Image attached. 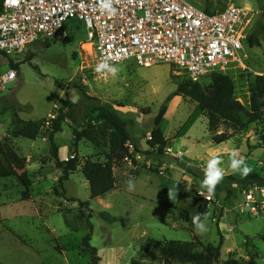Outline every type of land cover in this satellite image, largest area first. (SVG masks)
I'll return each instance as SVG.
<instances>
[{"label": "rangeland", "instance_id": "obj_1", "mask_svg": "<svg viewBox=\"0 0 264 264\" xmlns=\"http://www.w3.org/2000/svg\"><path fill=\"white\" fill-rule=\"evenodd\" d=\"M194 3L201 9L212 5L222 10L234 5L252 12L254 19L249 34H256L260 45L251 47L247 42L243 59L246 68L240 63L224 72L234 82L238 101L251 112L250 84L255 76L264 75L261 29L264 0H195ZM65 32V36L60 34L52 41L40 39L20 55L0 54V77L12 69L10 60L18 66L14 69L17 79L0 92V133L9 129L13 135L22 122L40 121L56 114L67 92L75 104L71 114L77 122L72 118L66 120L63 130L55 136V144L61 160L71 159L75 154L73 131L82 124L87 110L81 96L82 86L88 88V95L112 105L127 120L129 133L140 143V152L129 147V161L115 164L117 190L91 200L81 167L60 186L61 173L49 160L48 139L38 140L41 155L38 166L27 159L31 141L19 138L20 159L14 163V170L17 174L28 172L32 180L31 196L23 200L26 188L17 176L6 175L7 164L0 156V264H89L91 254L77 245L90 234V223L91 245L98 250L99 264H164L159 243L199 240L218 244V227L225 240L217 264H225L227 260L247 264L251 256L258 264H264L261 239L264 213L245 217L241 214L246 207L244 197L237 185L232 186L234 193L230 199L225 194L209 197L201 182L180 167L184 163L204 174L207 160L220 157L225 175L241 177L230 168V153L238 150L252 170L264 178V149L259 147V132L264 129V98L259 100L260 122L251 124L245 131H236L230 123H223L219 133L233 137L226 143L215 144L209 133L208 118L198 105L187 97L174 96L177 84L187 79L184 72L168 64L145 68L128 60L115 65L119 69L115 77L98 74L94 70L97 59L87 29L73 21L67 24ZM57 82L63 84L64 91ZM202 83L208 85L209 80ZM164 105L167 113L162 129L167 139L164 152L167 157L150 153L147 145L155 128L154 120ZM242 119L247 120L244 115ZM42 136L46 137L45 130ZM99 142V146L85 140L79 143L77 155L81 166L87 159L107 161L110 152L107 136H100ZM123 163H128L125 167L130 171L129 179L135 182L134 191H128L127 182L122 179ZM198 196L209 200L206 214L201 215L208 229L203 234H197L192 224L193 215L198 213L195 202ZM71 199L89 202L90 206L82 208ZM181 210L190 211L189 223L180 219ZM102 213L116 220L107 222L101 218Z\"/></svg>", "mask_w": 264, "mask_h": 264}, {"label": "built area", "instance_id": "obj_2", "mask_svg": "<svg viewBox=\"0 0 264 264\" xmlns=\"http://www.w3.org/2000/svg\"><path fill=\"white\" fill-rule=\"evenodd\" d=\"M194 1L113 0L117 14L110 16L101 9L100 0H3L0 52L7 57L20 55L40 39L65 36L67 24L77 21L89 33L97 63L134 60L145 68L168 64L195 83L235 64L246 68L243 59L252 12L232 5L207 13ZM17 77L13 69L0 77V92ZM56 117L57 113L49 114L43 130L51 129ZM242 194L246 206L242 215L264 213V187L253 185Z\"/></svg>", "mask_w": 264, "mask_h": 264}, {"label": "trees", "instance_id": "obj_3", "mask_svg": "<svg viewBox=\"0 0 264 264\" xmlns=\"http://www.w3.org/2000/svg\"><path fill=\"white\" fill-rule=\"evenodd\" d=\"M3 0H0V6ZM226 9V8H225ZM215 9L212 5L204 8L207 13H216L223 11ZM264 31V24L261 26ZM247 42L251 47L259 46L260 42L256 34H250ZM0 54H3L0 52ZM12 69H18V66L10 60ZM209 80V84L205 85L202 82ZM200 82H192L188 78L177 84V90L174 96L187 97L195 102L200 111L207 116L209 122V133L212 141L215 144H223L229 141L233 136L225 132L219 133V129L223 123H230L236 131H245L251 124L260 122L262 113L260 110L259 100L264 98V75L255 76L249 88L251 112L247 111L244 104H242L235 96V85L230 76L224 73H212ZM57 86L64 91L63 84L57 82ZM86 87L80 86L82 99L85 100L87 110L82 118V124L78 129L73 131L74 142L73 152L75 153L73 159L61 160L59 157V148L55 144V136L63 130V123L69 118L77 122L71 114V108L75 105L71 98L65 92L66 99L62 106L56 110L57 117L53 120L51 129L46 130V137L51 143L49 160L53 163L55 168L61 173L58 179L59 185L70 180V176L81 167L86 181L90 188V199L103 198L116 188V177L114 175V167L116 163L124 161L130 155L129 145H132L137 152H140L139 142L133 138L128 131V122L121 117L118 112L108 103H103L100 99L88 95ZM167 113V107L164 105L157 117L154 120L155 128L150 133V139L147 140V145L151 149L150 153L156 152L157 155L167 157L164 153L167 148V139L165 138L162 129V123ZM244 115L247 120L242 119ZM45 119L35 122H22V125L13 132L14 138H25L29 140H36L42 136V130ZM100 136H107L109 156L107 161L102 163L99 161L85 160L81 166L78 159V145L85 140L92 144L99 146ZM259 147L264 149V129L259 132ZM139 143V144H138ZM0 156L7 164L6 175L17 176L20 183L26 188L22 194L23 200H29L31 196L32 180L28 172L18 175L13 166V161H18L19 154L12 146L10 140L5 142L0 141ZM180 167L189 174L193 175L198 181H202L204 174H198L195 169L184 163H180ZM233 185H237L241 190L247 189L250 186L258 185L264 187V178L256 171L246 178L236 177L232 174L224 176L223 181L217 185L215 193L211 195L217 198L221 194L226 195V199L233 196ZM204 193L209 195L207 190ZM74 203H78L80 207H89V202H82L79 199H71ZM198 213L205 215L207 212L209 200L198 196L196 198ZM180 219L186 223L191 221V213L188 210H181L179 212ZM91 218L89 214L88 219ZM101 218L107 222H114L116 219L111 218L105 213L101 214ZM0 222H2V215L0 212ZM218 227V224H217ZM91 232L84 238L77 248L84 252L91 254V261L89 264H99L101 258L97 255L98 250L91 245L93 226L90 223ZM218 244H205L199 240L191 243H182L180 241H169L159 243L158 249L163 258L164 264H174L175 261L182 264H217L221 257V251L224 245V236L218 227ZM264 242V233L261 236ZM235 261L227 260L225 264H235ZM141 264V263H134ZM247 264H258L256 258L251 256Z\"/></svg>", "mask_w": 264, "mask_h": 264}, {"label": "clouds", "instance_id": "obj_4", "mask_svg": "<svg viewBox=\"0 0 264 264\" xmlns=\"http://www.w3.org/2000/svg\"><path fill=\"white\" fill-rule=\"evenodd\" d=\"M101 9L110 16L117 14V9L113 6V0H100ZM95 72L98 74L111 75L115 77L118 74L119 69L111 64L108 60H101L95 66ZM230 168L233 173H239L242 178H246L252 173V168L246 163L243 156L240 155L238 150H233L230 153ZM222 159L220 157H212L207 160L204 168V178L201 181V187L206 189L209 197L215 193V189L220 184L225 176V171L221 167ZM127 190H135V182L132 179L127 181ZM171 199V193L169 192ZM206 219V217H205ZM192 224L197 234H203L208 229L206 223L201 218V214L197 213L192 217Z\"/></svg>", "mask_w": 264, "mask_h": 264}, {"label": "crops", "instance_id": "obj_5", "mask_svg": "<svg viewBox=\"0 0 264 264\" xmlns=\"http://www.w3.org/2000/svg\"><path fill=\"white\" fill-rule=\"evenodd\" d=\"M260 42V41H259ZM42 137V138H41ZM40 139H42V141H46L47 140V137H43V136H40L39 138H37L36 140H29V141H31V144L29 145V151H28V156H27V159L31 162V161H33V162H35L36 163V165H40L41 163V161H40V153H39V148H40V146H39V144H38V140H40ZM6 140H10V142H11V144H12V146L15 148V150L16 151H18L19 150V148L17 147V141L19 140V138H14L13 137V135H12V131H10L9 129L8 130H6L5 132H3L2 134L0 133V141H2V142H5ZM18 153V152H17ZM137 157L138 158H140L141 156L138 154L137 155ZM19 158H20V156H19ZM62 159V158H61ZM28 161V162H29ZM129 161V160H128ZM16 161H13L11 164H12V166H13V168H14V163H15ZM125 165L127 166L128 165V163H123V175H122V179H123V181H125V182H127L128 181V179L130 178V171H127V169H126V167H125ZM28 167V166H27ZM116 167L114 168V175H115V177H116ZM16 172V171H15ZM17 173V172H16ZM18 175H21V174H18ZM117 178V177H116ZM122 181V182H123ZM124 183V182H123ZM117 187H118V183H117V179H116V190H117ZM115 190V191H116Z\"/></svg>", "mask_w": 264, "mask_h": 264}, {"label": "water", "instance_id": "obj_6", "mask_svg": "<svg viewBox=\"0 0 264 264\" xmlns=\"http://www.w3.org/2000/svg\"><path fill=\"white\" fill-rule=\"evenodd\" d=\"M174 157H177V156L174 155Z\"/></svg>", "mask_w": 264, "mask_h": 264}]
</instances>
